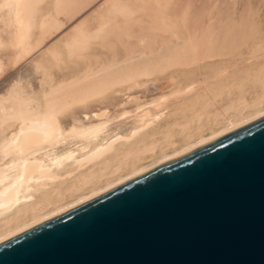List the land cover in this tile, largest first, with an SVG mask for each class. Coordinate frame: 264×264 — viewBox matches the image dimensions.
<instances>
[{
  "label": "bare ground",
  "instance_id": "1",
  "mask_svg": "<svg viewBox=\"0 0 264 264\" xmlns=\"http://www.w3.org/2000/svg\"><path fill=\"white\" fill-rule=\"evenodd\" d=\"M25 61L0 240L263 115L264 0H0V75Z\"/></svg>",
  "mask_w": 264,
  "mask_h": 264
},
{
  "label": "water",
  "instance_id": "2",
  "mask_svg": "<svg viewBox=\"0 0 264 264\" xmlns=\"http://www.w3.org/2000/svg\"><path fill=\"white\" fill-rule=\"evenodd\" d=\"M0 264H264V114L0 240Z\"/></svg>",
  "mask_w": 264,
  "mask_h": 264
},
{
  "label": "rangeland",
  "instance_id": "3",
  "mask_svg": "<svg viewBox=\"0 0 264 264\" xmlns=\"http://www.w3.org/2000/svg\"><path fill=\"white\" fill-rule=\"evenodd\" d=\"M59 19L63 25L68 24V17H65L63 14L59 16ZM35 32H37V30H35ZM33 37L36 39L37 34H35ZM30 70L31 69L28 61H25L19 64L17 67H10L3 71V74L0 75V94L7 89L8 84L12 80H18L20 77H24L26 73L30 72Z\"/></svg>",
  "mask_w": 264,
  "mask_h": 264
}]
</instances>
